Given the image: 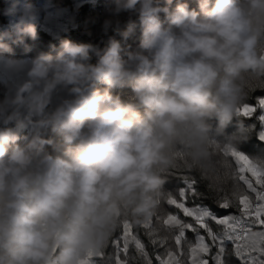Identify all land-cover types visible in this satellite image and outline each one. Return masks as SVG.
<instances>
[{
  "label": "clouds",
  "instance_id": "9594fccd",
  "mask_svg": "<svg viewBox=\"0 0 264 264\" xmlns=\"http://www.w3.org/2000/svg\"><path fill=\"white\" fill-rule=\"evenodd\" d=\"M6 3L0 264H97L121 225L160 214L177 170L252 138L241 110L264 91V0H107L102 47L65 38L24 57L14 46L68 9Z\"/></svg>",
  "mask_w": 264,
  "mask_h": 264
},
{
  "label": "trees",
  "instance_id": "16d2710c",
  "mask_svg": "<svg viewBox=\"0 0 264 264\" xmlns=\"http://www.w3.org/2000/svg\"><path fill=\"white\" fill-rule=\"evenodd\" d=\"M31 2L38 7H41L47 2V0H31ZM52 2L54 7L59 5L63 8H67V13L62 17H56L52 20L49 25L51 34L41 32L40 42L26 39L27 49L25 45L14 46L16 56H31L40 50L50 51V45H59L60 40L65 38L74 41L93 42L102 47L107 42L109 36L113 35L111 32L108 35H104L101 32V23L106 15L105 7L107 0H95V3H93L92 0H52ZM188 2L192 7L197 6L196 0H188ZM175 3L176 0H173V7H175ZM7 7L8 4L6 3V0H0V32L13 30V26L9 23V17L4 15V9ZM73 16H75L76 22L79 25L78 28L72 27L70 21ZM41 18H43V14ZM123 19L127 20V16L125 15ZM89 31L92 33L91 36L87 35V32ZM129 91V89H125L117 94H120L122 98H124ZM261 98H264V91H257L254 94L253 99L249 101V104L241 110L242 114L249 120V123L255 124V129L252 138L248 142L242 144L236 151L249 156L253 162L256 161L254 159L255 156H264V139L260 138V135L262 134V125L258 119L261 115L258 101ZM253 107L255 108V112L250 116L249 110ZM232 130V128H229V131ZM225 148L227 147L217 146L219 156L210 169L201 172H190L181 169L177 170L170 177L169 183L166 185L161 212L151 223H149L151 226L150 228L129 224L131 233L138 236L143 243L144 252L147 254V259L151 260V264H158L156 259L158 253L163 259L167 260L169 259L170 253L179 252V249L175 244V236L178 234L177 229L166 225L164 221L168 215H176L181 220L189 219L184 217L174 205L168 203L169 198L179 199L177 195L179 189L186 187L188 182L194 184V188L198 193L195 197V203L203 204L217 216L237 214V209L235 207H230L228 209L218 207V204L221 202V196L231 191L232 188L238 187L236 183L238 163L236 158L231 156L230 152H225ZM247 175L249 177L251 176L250 173ZM250 199H252L253 202L255 200L254 196H251ZM192 202L191 195L189 194L188 203L191 204ZM209 224L214 232L219 233V225L211 221ZM123 225H121L114 235L105 255L102 258H97V264H116L117 250L113 241L122 236ZM262 227L264 226L257 225L253 230L259 231ZM185 237L188 241L195 240L193 233L190 231L185 233ZM154 240L156 241L155 244L153 243ZM206 240L209 243V253L205 254L204 257L207 259L208 264H216L215 254H217L219 250L217 244H212L208 237H206ZM161 241H163L162 244ZM182 247L183 255L176 256L177 259L182 261V264H191L190 249L187 245H182ZM124 255L125 254L121 252L120 259H124ZM127 256L130 264H145V258L134 245L130 244ZM222 259L224 260V264H242L241 257L237 255L236 248L231 241H224Z\"/></svg>",
  "mask_w": 264,
  "mask_h": 264
},
{
  "label": "snow or ice",
  "instance_id": "6c2138e0",
  "mask_svg": "<svg viewBox=\"0 0 264 264\" xmlns=\"http://www.w3.org/2000/svg\"><path fill=\"white\" fill-rule=\"evenodd\" d=\"M261 109V115L258 117L262 125L261 139H264V98L258 101ZM255 112V108H250L249 115ZM225 152L236 158L238 163V172L236 173V183L231 191L221 196V202L218 207L228 209L235 207L237 214H228L226 216H217L208 207L203 204L195 203V197L198 195L192 182H188L186 187L180 188L177 195L179 199L169 198L168 203L174 205L184 217L189 219L181 220L176 215H168L164 223L175 227L178 234L175 236V244L179 252L170 253L166 261L158 253L156 259L158 264H182L179 259L173 260L171 257L183 255L182 245H187L190 249L191 264H208L203 259V254L208 253L209 243L206 237L210 238L212 244L218 245V253L215 257L216 264H224L222 254L224 252V241H231L236 248V253L241 257L242 264H264V227L259 231L253 229L257 225L264 226V162L251 160L249 156L229 148ZM250 173L249 177L247 174ZM255 178V179H253ZM189 194L192 203L189 204ZM254 196L253 202L250 199ZM215 222L220 226L219 233L214 232L209 222ZM145 228H150V224H145ZM193 233L195 240L188 241L185 233ZM122 241V247H121ZM116 250V264H130L128 259L129 246L135 248L145 258V264H151L144 252V245L130 231V225H123V234L120 238L113 241ZM155 244L156 241L154 240ZM163 241H161V244ZM123 252L124 259H120V253ZM198 253L200 254L198 256Z\"/></svg>",
  "mask_w": 264,
  "mask_h": 264
},
{
  "label": "rangeland",
  "instance_id": "374dc122",
  "mask_svg": "<svg viewBox=\"0 0 264 264\" xmlns=\"http://www.w3.org/2000/svg\"><path fill=\"white\" fill-rule=\"evenodd\" d=\"M226 241H227V240H226ZM217 248H218V245H217ZM208 253H209V251H208ZM208 253H206V254H208ZM199 255H200V254L198 253V256H199ZM204 255H205V254H203L202 258L205 259V260H207V259L204 257ZM216 255H217V254H215V257H216ZM171 258H172L173 260L177 259L176 256H173V257H171ZM167 260H168V259H167ZM167 260H166V261H167Z\"/></svg>",
  "mask_w": 264,
  "mask_h": 264
}]
</instances>
